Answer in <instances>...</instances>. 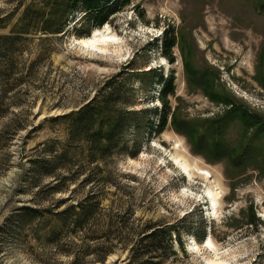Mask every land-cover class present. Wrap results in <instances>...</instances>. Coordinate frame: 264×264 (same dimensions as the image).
<instances>
[{
    "label": "rangeland",
    "instance_id": "obj_1",
    "mask_svg": "<svg viewBox=\"0 0 264 264\" xmlns=\"http://www.w3.org/2000/svg\"><path fill=\"white\" fill-rule=\"evenodd\" d=\"M30 1L0 0V34L11 33ZM10 13L4 21L2 17ZM83 14L75 13L65 34L30 31L13 48L0 46V264H73L69 256L37 242L29 228H18L12 216L23 206L51 208L68 197L72 203L82 200L91 189L82 185L86 177L96 180L92 187L101 191V206L111 212L118 229L111 241L114 250L103 263L95 261L93 251L100 242L70 237L81 244V251L83 246L92 248L75 264H128L131 245L115 239L120 227L147 223H177L181 228L185 252L173 233L176 254L157 259V264H208L215 259L226 264H264L261 163L235 168L226 159L211 161L197 154L185 134L172 127L169 115L160 134L142 136L136 155H132L134 132L129 131L112 156L88 164V153L73 157L79 146L69 141L65 123L52 120L91 101L105 81L133 59L139 69H162L164 76L173 72L176 88L168 99L170 112L181 122L199 126L202 138L208 136L205 145L217 140L216 132H211L215 126L209 124L232 106L237 108L220 138L240 151L259 126L246 123L244 113L264 123V0H131L103 26L78 37L73 28ZM106 27L119 39L117 52L113 43L106 52L78 43ZM170 27L177 35L173 62L159 48L148 50ZM188 52L198 68L211 70L212 92L227 103L212 102L201 88L187 84L183 54ZM133 88L132 109L159 111L158 84L150 90L147 83L134 81ZM64 148L66 159L59 158L52 174H45L52 156ZM173 156L189 166L191 179L173 163ZM208 189L217 194L214 209ZM130 208L133 212L128 216ZM203 230V240L196 241L194 235ZM208 238L214 249L204 246Z\"/></svg>",
    "mask_w": 264,
    "mask_h": 264
},
{
    "label": "trees",
    "instance_id": "obj_2",
    "mask_svg": "<svg viewBox=\"0 0 264 264\" xmlns=\"http://www.w3.org/2000/svg\"><path fill=\"white\" fill-rule=\"evenodd\" d=\"M130 1L32 0L24 5L21 16L11 28V33L0 34V46L5 47L6 50L13 48L22 34L30 31L65 34L68 32L71 18L75 13L80 12L84 14L79 19V26L75 24L73 32L78 37L89 35L90 31L103 26L110 15ZM10 15L11 13L6 17H2V19L5 21V19L10 18ZM176 43L177 35L174 28L170 27L163 30L160 42L156 41L154 46L149 45L148 50L154 47L159 48L161 53L170 62H173L172 48ZM183 68L188 85L195 86L198 89L201 88L212 102L227 103L223 97L216 99L212 92L214 89L212 81L214 74L211 73L209 68H198L192 63L191 52L183 54ZM134 81H138L140 85L147 83L150 90L153 89L155 84L160 86L158 90V100L161 103L159 111L157 108L132 109L135 104ZM175 88L172 71L164 76L162 69L153 67L139 69L135 67L132 59L112 78L105 81L104 86L98 90L97 95L91 101L71 110L67 114L52 118V120L65 123L69 131V141L79 146V149L74 150L73 157L88 153L86 155L88 164L112 156L118 148L122 147L123 138L129 131L134 132L132 155H136L140 150L139 143L142 136L147 133L160 134L165 129L168 117L171 115L170 124L177 132L185 134L197 154H201L211 161L226 159L227 163L235 168L247 169L246 167L250 164H253L252 167H257L261 163L258 167L263 170L264 139L263 141L261 139L264 135V123L259 117L244 113L246 123H255L259 126L254 134L248 138V142L241 144V150L235 151L234 148H231L220 138L221 135H224L222 132L226 131L225 126L227 127V124L234 118L236 113L237 108L232 106L233 109L228 110L229 112L223 117L209 124L215 126L211 132L212 134L214 131L216 132L217 140L205 145L207 144L205 139H208V136L205 135L202 138L203 131L200 130L199 126L185 121L181 122L177 119L176 114L174 116V112H170L168 99L174 95ZM2 91L4 93L5 90L2 89ZM2 96L0 93V107L3 103ZM152 117H155L156 120L154 121ZM255 118H258V120L256 121ZM65 148L60 155L52 156L50 164L47 163L48 166L44 169L45 174H52V167L57 165L59 158L66 159L67 149ZM255 161H258L257 165L254 163ZM32 162L34 164L39 163L35 160H32ZM33 166L37 169L36 166L38 165ZM95 181L91 177H86L82 181V185H91V189L82 200L75 203L68 202L70 201L68 197L60 200L51 208L20 207L12 216L13 224L18 228H29L37 242L50 245L57 254L69 256L73 264L77 263L81 256L90 253L92 248L83 246L81 251L80 243L68 240L70 237L84 236L90 242H100L99 246L95 245L97 247L93 251L96 253L95 261L103 263L107 254L114 250L111 241L115 237V231L118 228L115 226L111 212L101 206L103 200L100 196L101 191L96 192L92 187ZM54 188L57 189L58 186H54ZM62 205L65 206L61 208ZM99 212L101 214L98 216ZM132 212L130 208L126 215L129 216ZM120 231L115 239L124 246L131 245L129 250L131 260L128 264H132V262L134 264H157V259L164 261L170 254L175 255L172 240L173 233L184 251L181 228L178 227L177 223L165 226L147 223L140 227L122 224ZM204 234L205 230L200 235L195 234V240L201 242Z\"/></svg>",
    "mask_w": 264,
    "mask_h": 264
},
{
    "label": "bare ground",
    "instance_id": "obj_3",
    "mask_svg": "<svg viewBox=\"0 0 264 264\" xmlns=\"http://www.w3.org/2000/svg\"><path fill=\"white\" fill-rule=\"evenodd\" d=\"M118 42H119V39L116 36L111 35L108 27H106L104 31H100V30L94 31L93 34L89 38L80 40L78 43L81 46H84L88 49L95 50V51H101V52L108 51L109 45L113 43V44H116L115 46L114 45L113 46L114 48L117 47L115 48L117 49L116 50L117 52L119 50ZM172 161L179 169H181L183 174L185 173L188 178L190 179L192 178L193 173L191 172V169L184 161L174 156L172 157ZM206 174L207 173H204L203 175L205 176ZM206 195H207V198L209 200L211 207H213L214 209L215 201L217 200V194H215L214 191H212L211 189H208L206 191ZM204 246L210 249H214V246L212 245L211 240L209 238L205 240ZM208 264H226V263L224 261H219L215 259V260H209Z\"/></svg>",
    "mask_w": 264,
    "mask_h": 264
}]
</instances>
